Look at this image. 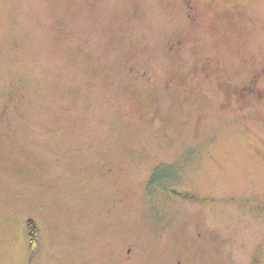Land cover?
<instances>
[{"label": "rangeland", "instance_id": "1", "mask_svg": "<svg viewBox=\"0 0 264 264\" xmlns=\"http://www.w3.org/2000/svg\"><path fill=\"white\" fill-rule=\"evenodd\" d=\"M215 7L225 19L212 29L204 11L202 40L178 55L169 42L191 29L182 0H0V264H123L111 251L126 235L148 245L130 264H169L181 251L194 264H248L255 246L264 252L262 217L241 205L264 202V103L248 108L217 85L264 68V0ZM201 64L211 81L193 74ZM174 74L186 88H166ZM184 150L186 182L202 185L206 204L160 215L155 229L128 217L118 237L125 207L111 201L124 184L104 167L140 182ZM27 219L42 235L32 260Z\"/></svg>", "mask_w": 264, "mask_h": 264}, {"label": "flooded vegetation", "instance_id": "2", "mask_svg": "<svg viewBox=\"0 0 264 264\" xmlns=\"http://www.w3.org/2000/svg\"><path fill=\"white\" fill-rule=\"evenodd\" d=\"M216 2L217 0H182L184 14L191 29L187 33L174 36L170 40L168 48L171 52L178 55L184 51L188 52L190 40H195V42H197V36H199V41L202 40V17L204 11L208 12L209 10L212 15V19L214 20L211 24L212 29L216 28V22L225 19V13L223 14L215 7ZM200 61L202 62V60ZM131 70H135V65L131 66ZM192 71L193 74L202 76V79L206 82L211 81L212 75L214 74L212 68L206 64H201L199 67L196 66ZM263 75L264 68H261L257 72H254L252 76L246 79L242 84L236 85L231 82L219 80L217 85L223 88L228 96H235L237 100L240 101V104L251 108L254 104L259 105L264 103V88L258 87L260 78ZM186 82L187 75L178 76V74H174L167 79L165 85L167 86L166 88L171 86H183L186 88ZM256 109L258 110V108ZM189 152V150L182 151L178 159L174 161L166 159L159 161L156 159L155 162L150 164L148 173H146L145 177L142 178L140 182L131 178L129 169H124L126 172L122 171L118 173L116 166L104 167L105 174H111L114 178L119 177L121 181L118 183L122 182V184H124V188L121 192L115 193L111 201L114 206L113 209L116 210V212L125 207L123 212L115 213L113 217L116 223L115 226L118 237L123 233L126 235V231L124 230L126 229V224L124 220L128 217L134 218L138 215L140 221H144L150 229H155L156 226L160 224V215L161 218H164L166 213L171 215V217H173V215L176 217L177 213L187 215L189 212L195 210L197 206H202V203L206 204L208 200L206 196L204 197L202 195V185L191 187L186 182V173H188L190 169V161L192 158ZM106 194L107 193L103 192L101 195L104 197L102 201L105 203H101L104 209L103 212L101 211V214L111 217V206L109 197H105ZM241 205L248 215H250V213L253 215V218L257 215L262 217L261 223L264 225V216L262 215L264 214V202L253 204L251 202H245V204ZM95 209L97 210L98 208ZM203 229L202 221V227H199L198 231L194 234V238L201 241L200 244H198L197 250L200 258L205 257L206 251L209 252L207 247H202V239H205L207 236V233ZM262 231L264 233V229ZM114 239L116 241V238ZM142 240L143 239L140 240L133 236L127 237L126 235V238H122V240L116 244V247H114V249L112 248L111 252L114 255L119 254L123 264H130L138 260H143L148 245L146 241ZM262 251L263 250L260 249L258 245L255 246L247 255L248 264H260L261 259L264 257V252ZM181 252L182 253L178 254L169 264L195 263L192 256L184 251ZM114 258L119 257L114 256ZM142 264H148L146 259Z\"/></svg>", "mask_w": 264, "mask_h": 264}, {"label": "trees", "instance_id": "3", "mask_svg": "<svg viewBox=\"0 0 264 264\" xmlns=\"http://www.w3.org/2000/svg\"><path fill=\"white\" fill-rule=\"evenodd\" d=\"M26 231H27V240H28V248L30 259L32 260L35 256H37L40 251L41 246V229L38 224L33 219L26 220Z\"/></svg>", "mask_w": 264, "mask_h": 264}]
</instances>
